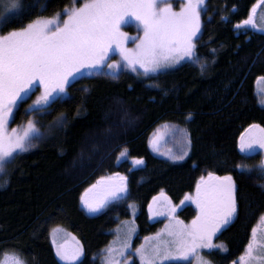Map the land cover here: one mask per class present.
<instances>
[{
	"label": "trees",
	"instance_id": "16d2710c",
	"mask_svg": "<svg viewBox=\"0 0 264 264\" xmlns=\"http://www.w3.org/2000/svg\"><path fill=\"white\" fill-rule=\"evenodd\" d=\"M261 1L208 0L196 64L151 77L123 72L118 78L91 74L75 81L85 75L81 74L68 85L65 97L57 96L43 108L32 109L31 95L13 106L8 121L12 128L22 129L31 120L46 135L55 126L52 138L15 156L0 175V263L9 257L22 264H65L51 240V231L63 228L82 246L77 264H101L100 255L111 243L117 221L131 217L129 204L140 211L138 238L156 234L163 224L149 223L147 209L153 198L164 193L178 204L208 172L231 175L237 188L236 221L215 238L226 250L209 252V259L213 264L239 263L252 228L264 217L259 159L247 158L238 149L249 125L264 127V107L255 93L256 82L264 78V36L236 25ZM82 2L15 0L17 6L9 8L12 0H0V34L56 13L63 20L65 8ZM35 89L44 90L41 85ZM119 108L128 122L114 128L113 140L101 133L112 129ZM163 123L184 126L191 141L185 158L165 161L149 151L148 139ZM94 137L107 151L83 163V177L75 161ZM116 175L127 177L128 201L88 212L82 197L100 177ZM184 216L191 219L189 211Z\"/></svg>",
	"mask_w": 264,
	"mask_h": 264
},
{
	"label": "snow or ice",
	"instance_id": "6c2138e0",
	"mask_svg": "<svg viewBox=\"0 0 264 264\" xmlns=\"http://www.w3.org/2000/svg\"><path fill=\"white\" fill-rule=\"evenodd\" d=\"M203 3L204 0H186L177 11L164 0H83L79 7L65 8L66 18L63 20L60 19L61 14L56 13L51 18L38 17L23 27L0 34V170L10 162L15 152L25 151L31 146L35 124L29 120L22 129L9 130L8 121L17 100L35 82L44 89L36 103L47 102L54 93L63 92L69 78L81 69L105 64L113 46L134 71L138 65L145 73L155 72L184 57L195 62L194 38L200 31ZM16 6L15 0L6 5L9 8ZM255 13L256 6L253 5L249 16L236 27H261L255 20ZM129 16L140 23L143 35L129 37L121 30ZM130 39L135 41L133 48L126 46ZM107 66L116 68L119 62L113 60ZM200 69L204 71L203 64ZM245 131L248 135L241 134L240 137L242 151H250L256 146L264 149V127L252 124ZM190 143L187 140V144ZM173 158L182 159L183 156ZM136 163L141 164L143 160ZM111 179L100 177L92 187L103 183L109 195L118 197L126 191L123 183L126 178L120 177L119 185H112ZM236 191L231 175L218 176L208 172L206 177L201 176L195 195L186 194L184 197V200L194 202L198 209L190 224L173 215L175 206L169 199L168 215L172 222L165 228L167 238L161 239L158 234L159 242L150 249L145 250L143 245L137 248L141 264H162L166 259L187 260L189 257L195 258L198 264H210L200 256L199 250L219 247L213 243V237L237 213ZM82 200L89 211H97L102 206L89 203L84 197ZM256 233L257 229L253 227L252 238L240 257L241 264H264V247L257 253ZM53 243H56L55 235ZM129 246L126 237L119 254L123 256L124 249ZM82 251L79 244L73 250L57 246V255L69 264L78 259ZM108 251L112 253L113 250L109 248ZM16 264L22 262L17 260ZM107 264L120 262L110 256Z\"/></svg>",
	"mask_w": 264,
	"mask_h": 264
},
{
	"label": "rangeland",
	"instance_id": "374dc122",
	"mask_svg": "<svg viewBox=\"0 0 264 264\" xmlns=\"http://www.w3.org/2000/svg\"><path fill=\"white\" fill-rule=\"evenodd\" d=\"M164 2L165 3H171L173 5V8L178 11L180 9V6L184 3H186V0H164ZM207 2H208V0H204V3L201 5V12H200L201 27H200V31L197 33L196 37L194 38V43L196 44V46H197L198 39L201 35V30H202V25H203V16H204V13L206 10ZM262 9H261L262 10L261 18L264 16V5H263ZM263 24H264V19L262 20L261 27L257 28L258 32L264 33V25ZM121 30L123 32L127 33L129 37H136V36L143 35L142 26L140 25V23L138 21L135 20V18H133L131 16L126 18L125 22L121 25ZM126 46L129 48H133L135 46V41L132 39L128 40ZM113 60L119 62V67L109 68L107 66V64L111 63ZM196 63H197V59L194 62L193 60L189 59L188 57H184L175 63L168 64L164 67L159 68L155 72L149 71V72L145 73L144 70L142 68H140L138 65L136 66V70L134 71L132 67L128 66L121 59L118 49H116L115 46H113V49H112V51L109 52V57H108V60L105 64L98 65V66H95L92 68L81 69L79 72L75 73L72 77L69 78V83L66 85L63 92L54 93L53 96L50 97L47 102L41 101L40 103H36L38 98L42 95L43 92H41L42 90L38 91L37 89H35V87H37V85H40L39 82H35L27 92L22 94L21 98L17 100L16 104L20 101H24V99H27L31 95L32 96L31 97L32 102H31L30 106L32 107V109L43 108V107L47 106L48 104H50L51 102H53V100L57 96H60V95L63 96L65 93V95H64V97H65L67 94L66 88L68 87V85L71 83V81L74 80L75 77H78V75H81V74H85V75L78 77L77 79H75V81L79 80L83 77L91 76V74L99 75V76H107L110 78H118L119 75L123 72L133 73V74L143 76V77H151V76L159 75V74L164 73L166 71L175 70V69H177L180 66L185 65V64H196ZM255 93H256V96L258 97L259 105L261 107H264V79H259L257 81V83L255 85ZM117 112H119V113L114 116L115 122L112 125V129L107 130L106 133H101V135H104L105 137H107V136L111 137V139H113V140L117 136V134L115 133L116 130L114 128L125 127V126H127L126 123L128 122V119L125 116L124 110L119 108L117 110ZM54 126L55 125L53 124V131H54ZM8 129L9 130L12 129L11 123H9V122H8ZM51 130H52V126H50L47 134L45 135L43 133H39V130L36 129V131L33 132L31 135V145L35 144V143L39 144L41 142H45L50 137L52 138L53 131L51 132ZM244 135L247 136L248 133L245 132ZM96 139H97V137H94L92 142L91 141L86 142L88 149H86V151H84V153L80 154L79 158H77V160L75 161V164H76L75 168L80 170V173H81L80 176L84 177V175L86 173L85 172L86 171V169H85L86 164H90L91 161H93L95 157H99L101 154H103L107 151V150H104V149H107V147L103 148V147L97 146V145H100V143H99L100 140L99 139L96 140ZM94 144H95V146H94ZM29 148L30 147H28L27 150ZM27 150H25V151H27ZM117 150H120V147L117 148ZM25 151H19L18 150L17 152L14 153L11 160L15 156H17V155H19ZM242 153L245 156L259 155V157H262L264 155V149H261L258 146H256V147H254V149H252L250 151H242ZM8 163L9 162H6L4 164L3 170H0V175L3 173V171L6 168ZM259 168H261L263 170V174H264V169L262 168V165H261V158H260ZM94 191H97V193L100 194V191L98 190V188H95ZM98 194H96L94 192L92 194H89L88 196L86 195L85 199L88 202H91ZM163 200H166V197L158 196L152 201L151 209H150V215L152 216V221H154V212H155L154 210H155V208L158 207L160 205V202H162ZM188 201L189 200H186V202H188ZM111 202H112V198H109V199L107 198L105 200V202L103 203V206L101 208H99V210H97L96 213H99L100 211H102ZM129 207H130L131 217L127 220L119 219L117 221L118 222L117 226L111 231L112 241L109 244V246H107L102 251V253L100 255L101 264H107V261L109 260L110 256L113 257L114 259L118 260L120 262V264H134V263L141 264L140 257L136 253V249L140 248L141 245L144 246L145 250L150 249L152 246H154L155 244H157L159 242V240L157 238L158 234H159V237L161 239L167 238L165 228H166V225H170L172 222L171 217L168 215L169 205L166 204V208L162 210L163 214L157 216V218H159V219L166 220L164 227L158 233H156L154 235H149L146 238H137V233H138V227L136 224V217L138 215L137 205L131 203L129 205ZM256 229H257V233H256L255 240H256V243L258 245L257 253H259L260 248L264 247V217L261 218V221L258 224ZM54 230H57V231L54 232ZM129 230H131L130 235H129ZM54 235H55L56 243L55 244L53 243V244L56 248V251H57L58 245L61 246L62 248L68 249V250H73L77 247V244H78L77 241L74 238H72V235L67 230H65L63 228L53 229L51 231L52 242H53ZM216 235L213 237V243L215 245H218L219 247H215L213 249H200L199 250L200 256H202L204 259L210 261V264H213V262L209 259V256H208L209 252L214 251V250H220L221 252H224L226 250V246L223 243H218V244L215 243ZM126 237L128 238V243L130 246L128 248L124 249V255L121 256L119 254L120 249H121V245L123 244ZM109 248H111L113 250L112 253H109V251H108ZM81 256H82V254L78 257V259L71 262V264H77L79 262V260L81 259ZM59 258H60V256H59ZM16 261H17V259L8 257V258H5L0 264H16ZM61 261L69 264L68 261H65L62 259H61ZM189 261L191 262V264H198V261L192 257H189L187 260L184 258L166 259L162 262V264L189 263ZM238 264H241L240 260H239Z\"/></svg>",
	"mask_w": 264,
	"mask_h": 264
},
{
	"label": "flooded vegetation",
	"instance_id": "af4514ba",
	"mask_svg": "<svg viewBox=\"0 0 264 264\" xmlns=\"http://www.w3.org/2000/svg\"><path fill=\"white\" fill-rule=\"evenodd\" d=\"M263 5H264V0H263V3H262V6H261L260 10L255 15V20H256L257 24L260 25V26H261L262 20L264 19V16L261 18V12L263 10L262 9ZM205 14H206V10H205L204 15ZM257 28L258 27L253 28V27H250L249 26L248 28L240 27L239 29H241V30H248V31L251 32V35L257 34V35L264 36V33L258 32ZM202 29H203V25H202ZM201 32H202V30H201ZM262 79H264V78H262ZM155 131H158V132L161 133L162 143H161L159 149L155 153L153 152V156L154 157H157V158H159L161 160H165V161H179L180 159H174L173 157H179V156H183V158L186 157L187 154L185 155L184 153L185 152L187 153L191 149V146L189 147V145L187 144V140H190V139H188V136H187V133H186V131L184 129V126H181V125H178V124L163 123V124L158 125L153 132H155ZM240 152H241V154L243 156H245L242 153V150ZM245 157H247V158L258 157L259 163H260V158H261V165H262V162H263V159H264V155L262 157H259V155H256V156H245ZM127 161H129L128 158H127ZM120 177L126 178L123 181L124 185H126V191L122 192L118 197H115L114 198L111 195H109V192H108L107 188L102 183L101 185H97V187H95V188H98V190L100 191V194H98L97 191H94L95 188H91V190L87 194V196L89 194L94 193V192L96 194H98L89 203H92V204H97V203L103 204L107 198L108 199L109 198H112V202H115V203L118 202V201H124V202L128 201V181H127V177L126 176H121V175H116L115 177H113L111 179L110 183L112 185H119L121 183L120 182V179H119ZM195 191H196V188L193 191V193H191L189 195H195ZM165 195L166 194H164V193L159 194V196L166 197L168 199L163 200L162 202H160V205H159L160 207L158 206V207L155 208V210H154L155 211L154 212V221H152V216L150 215L149 208L147 209L149 223H151V225H156V226L159 223H161V224H163L162 228L164 227V225L166 223V220L159 219V218H157V216L163 214V211L162 210L166 208V204L168 205V200L170 198L167 195L166 196ZM183 201H184V203L179 202L178 204H174L171 201V205H174L175 206V212H174L173 215L175 217H178L179 220L183 221L185 224H190L191 221H192V219L197 215L198 209H197L196 204L194 202H192L190 200L188 202H186V200H184V199H183ZM85 209L88 212H90V213H93V212L95 213L96 212V211H89V209H88V207L86 205H85ZM187 211H189V214H190V217H191V219H189V220H186L185 219V216H184V213L187 212ZM139 212L140 211L138 209V211H137L138 215H139ZM191 214H192V216H191ZM236 218H237V213L235 214V216L232 218V220L228 224L224 225L220 229V231L216 233L217 235H216L215 238H218V236L221 233L225 232L227 229H229L230 227H232L234 225L235 221H236ZM136 224H137V222H136ZM137 227H138V224H137ZM138 236H139V227H138L137 238H138ZM65 264H67V263H65Z\"/></svg>",
	"mask_w": 264,
	"mask_h": 264
},
{
	"label": "water",
	"instance_id": "95a60500",
	"mask_svg": "<svg viewBox=\"0 0 264 264\" xmlns=\"http://www.w3.org/2000/svg\"><path fill=\"white\" fill-rule=\"evenodd\" d=\"M261 6H262V2H260L259 4L256 5V13H255V15L260 10ZM161 143H162L161 133L158 132V131L153 132L152 135L148 139V149H149V151L152 154H153V152L155 153L159 149ZM238 149H239V151H241L240 139H239V142H238ZM262 166H263V169H264V159H263V162H262ZM102 206H103V204H102ZM149 212H150V208H149Z\"/></svg>",
	"mask_w": 264,
	"mask_h": 264
}]
</instances>
